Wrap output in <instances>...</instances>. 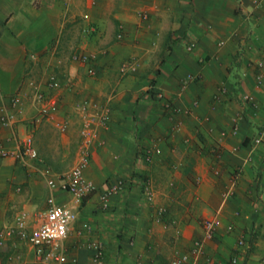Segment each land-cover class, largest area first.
Segmentation results:
<instances>
[{"label":"crops","instance_id":"0c3cea01","mask_svg":"<svg viewBox=\"0 0 264 264\" xmlns=\"http://www.w3.org/2000/svg\"><path fill=\"white\" fill-rule=\"evenodd\" d=\"M79 54L97 56L95 77L74 59ZM0 57L8 79L0 82V106L17 94L25 102L17 135L0 124V148L16 153V136L33 133L39 152L26 163L0 156V230L21 212L36 228L54 195L78 214L64 244L75 264H96L93 243L103 244L105 264H172L184 256L182 264H233L236 254L237 264H264V144L252 150L264 124V0H0ZM51 75L60 89H48ZM189 75L195 80L184 87ZM28 78L56 99L66 134L48 121L30 123ZM222 85L229 93L216 100ZM85 100L110 108L111 121L90 148L94 191L78 205L43 184L72 152L78 157ZM166 100L191 113H167ZM119 180L125 188L103 210L102 195ZM206 219L217 222L215 236L193 256ZM241 239L246 253L238 251ZM0 264L42 263L14 235L0 248Z\"/></svg>","mask_w":264,"mask_h":264},{"label":"built area","instance_id":"2783aa9c","mask_svg":"<svg viewBox=\"0 0 264 264\" xmlns=\"http://www.w3.org/2000/svg\"><path fill=\"white\" fill-rule=\"evenodd\" d=\"M263 0H255V5L258 6ZM146 18V16H144ZM122 38V36H120ZM194 45L188 46V51H192ZM34 59L35 56H32ZM74 59L90 66L88 74L92 77L97 75L96 70L91 66L96 60L97 56L94 54H79L75 55ZM129 65L123 66V71L128 69ZM261 79V77H259ZM195 80L194 76L189 75L184 80L183 86ZM29 87L31 89V103L36 109V115L32 118L31 124L35 127L44 121L51 122L54 128L61 134H66L69 131V123L57 118L58 103L56 99L49 94H46L42 86L34 81L29 80ZM47 87L50 91L58 90L62 87L61 82L56 76L51 75L47 81ZM229 90L225 85L219 88L220 96L228 95ZM163 98V96H160ZM245 100L249 103H254L252 96H246ZM164 109L167 113L172 115L185 114L189 115L191 111L186 108L179 107L173 102L166 100ZM78 112L81 118V128L79 130L81 143L79 146V154L75 165L59 179H50L47 182L48 188L51 192L61 191L69 193L75 203L81 205L84 199L93 191V184L87 179L86 171L90 166L91 155L90 148L98 139L99 130L107 129L111 121V110L108 107H103L98 103L90 100L83 101L79 107ZM25 114L24 97L21 94L13 96L10 100V105L0 106V122L2 126L13 128L17 124V117H22ZM177 129H180L179 126ZM233 134H237V128L234 127ZM264 124L260 127V134L252 140L253 152L264 144ZM155 152L158 148L153 149ZM236 151V149L234 150ZM1 157L13 156L16 160L26 163L28 161H37L39 159V152L35 145L33 133L26 135L19 140V150L16 153H11L5 148H0ZM153 157V151L145 152L142 157L144 161L150 162ZM219 174V171L215 172ZM125 188V181L119 180L114 185L110 186L108 190L102 195V209H109V201L113 195L120 193ZM145 195L148 202H154V193L146 188ZM166 215L164 208H159L156 211L157 221H161ZM78 214L71 208L62 205L58 202L54 195H51L47 201V209L39 216V225L32 229H28V215L21 212L13 226H7L0 230V248L4 247L6 241L17 235L20 239L27 241L33 252L42 264H75V260L69 258L65 248V241L69 237L73 224L77 221ZM217 222L212 219H206L202 222L204 228V240H198L194 243L191 255L197 256L203 248L204 241L212 240L217 230ZM92 248L96 251L94 260L96 264H105V248L102 243H93ZM238 251L246 253L249 249L247 242L244 239L238 242ZM188 256H184L181 260L175 261L172 264H182L187 261ZM238 254H236L232 263L237 264Z\"/></svg>","mask_w":264,"mask_h":264},{"label":"rangeland","instance_id":"374dc122","mask_svg":"<svg viewBox=\"0 0 264 264\" xmlns=\"http://www.w3.org/2000/svg\"><path fill=\"white\" fill-rule=\"evenodd\" d=\"M37 58V57H36ZM33 60H35V59H33L32 57L30 58V60H29V62H33ZM5 65H4V61H2L1 60V57H0V82H5V81H8V79H7V77H5V72H3V71H1V68H3ZM87 77L88 78H90V77H92V76H90L89 74H88V72H87ZM28 79H30V80H32L31 78H28ZM10 105V103L9 104H2V106H9ZM0 124H1V122H0ZM17 125V124H16ZM16 125L13 127V128H7V127H4L3 126V128H5V129H8V130H10V132L11 133H17V130H16ZM1 126H2V124H1ZM17 135V134H16ZM13 136V135H12ZM11 136V137H12ZM11 137H9L10 139H11ZM17 137V141L19 142V140H20V138H18V136H16ZM45 143L44 142H42V145H44ZM36 145V144H35ZM46 145V144H45ZM80 146V145H79ZM76 161H77V157H76V154H75V152H72L67 158H66V161H65V163H64V165L66 166L65 168H63V170L60 172V173H58V175L59 176H57L56 177V179H59L64 173H66V172H68L74 165H75V163H76ZM43 186H44V189H48V185H47V183L45 182L44 184H43Z\"/></svg>","mask_w":264,"mask_h":264}]
</instances>
